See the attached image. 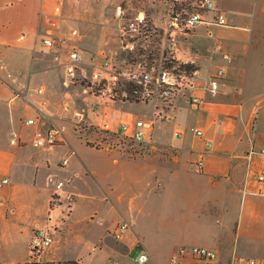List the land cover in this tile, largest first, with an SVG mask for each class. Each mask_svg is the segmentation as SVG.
Masks as SVG:
<instances>
[{"label": "rangeland", "instance_id": "rangeland-1", "mask_svg": "<svg viewBox=\"0 0 264 264\" xmlns=\"http://www.w3.org/2000/svg\"><path fill=\"white\" fill-rule=\"evenodd\" d=\"M160 1L162 5L156 12L145 9L147 17L153 23V13L161 17V23H154L161 29L160 31H163L162 26L166 19L168 23L170 10L175 5L177 7L182 4L188 8H195L198 3V0ZM136 2L139 0H123L116 11L113 8L104 10L100 4H96L89 13L98 21L114 15L118 19L119 26L122 21L120 10L122 8L140 9V4ZM216 4L220 9L227 11L228 15L235 14L236 20L233 24L211 29L209 38L202 28L196 36L189 37L186 42L180 37L179 43L186 49L208 54L210 44L217 38L222 39L231 52L230 44L234 41L236 33L254 35L255 39L248 40L244 50L234 53L235 58L231 66H237L241 70L244 93L248 98L252 97L248 102H254L256 105L254 111H257L264 106L262 96L264 94V14L261 13L255 23L251 22L249 14L254 8L262 11L264 0H216ZM51 5L49 3V6ZM56 5H60L62 11L69 12L70 4L57 3L53 6V10ZM48 11L46 17L51 21L56 20V16ZM248 24L249 26L245 28L248 33L233 28L234 25ZM71 27L77 26L71 25ZM111 38L109 47L115 52H122V59L144 61V58L138 54L121 50L119 30ZM99 43L103 44V40ZM75 45L78 46L75 39L69 41L66 38L58 54H61L64 48V55H66ZM38 47L37 55L48 60L47 50L39 44ZM79 49L86 50L81 47ZM106 54L107 52L102 53L104 56ZM90 58L87 54L86 64L82 66L83 70L77 68L75 77L65 75L64 70L60 69L59 75L46 78L45 85L42 83L41 86L44 91L46 88L49 89L50 103L54 111V114L49 116L61 129L66 139L63 146H56L52 150L55 163L64 158L68 151H74L68 166L55 172V176L65 181V189L77 194L72 223L68 229L59 232L62 233V242L66 244L67 256L76 257L81 254L86 257L89 264H105L108 258H114L118 264H135L133 262L141 246L129 253L127 258L122 255H110V247L118 242L112 239L109 233L118 223L126 220L134 230L138 229L145 233L146 241L151 238L154 246L158 248L155 261L147 264H170L171 255L180 246L194 245L215 248L219 254L220 264H229L232 255L252 257L264 263V196L248 195L243 200L241 194L243 185H239L237 195L228 196L222 202L218 195L205 191L201 181L196 179L193 173L181 168L173 174L174 177H170L168 187L166 186L169 191L164 193L166 201L158 199L161 195L158 192L159 181L166 180L168 174L162 164L152 158L135 159L138 158L136 154L139 153L140 143L124 138L115 129L109 128L106 133L103 128L91 124L94 118L91 111H100L101 115H105L106 108L110 109L109 117L112 121L117 118V111H121L128 114L130 121L141 118L152 123L156 118L154 103L145 105L127 102L121 105V102L116 100L117 103L109 107L114 102L101 98L95 91V87L88 89L91 86ZM213 58V61L220 63L218 55ZM208 64L204 62L202 67L205 68ZM238 97L239 94L234 92L232 100H237ZM65 100L69 103L71 109L69 112L63 110L62 102ZM75 109L85 110L89 115L84 124H78L71 119ZM203 119L202 113H197L193 109L187 110L184 107L178 114L177 122L185 129V134L176 140H184L188 144L193 138V130L202 124ZM158 121L165 123L166 127L159 128V122H153L150 134L158 135L163 142H171L174 139L171 123L174 121L159 118ZM25 134L31 136L28 130H25ZM107 145L115 146V150L107 147V150H112L107 152L92 148H106ZM165 203L173 205L171 210L159 208ZM94 246L100 249L92 253L91 249ZM69 262L74 261L58 263Z\"/></svg>", "mask_w": 264, "mask_h": 264}, {"label": "crops", "instance_id": "crops-1", "mask_svg": "<svg viewBox=\"0 0 264 264\" xmlns=\"http://www.w3.org/2000/svg\"><path fill=\"white\" fill-rule=\"evenodd\" d=\"M122 1L0 0V183L3 179L8 180L7 184L0 185V264L28 262L33 229L45 222L50 210L52 188L47 183V177L55 176L57 170L65 169L71 156L68 153L65 155H68V164L60 168L59 161L55 163L52 156L53 148L36 147L32 130H28L31 136H27L25 134L27 129L21 123L22 119L38 112L37 108L41 109L44 116L54 114L49 89L46 88L41 96L36 95L34 90L43 88L41 86L42 83L45 85V79L53 77L52 75H59L60 69L64 70L65 75L67 74L63 65L66 59L64 48L61 54L56 55L47 51L49 59H43L36 53L38 44L42 47L40 38L46 35L70 38L71 30L77 29L79 36L71 39H75L81 49H86L83 52L85 55H90L93 62L102 61L104 59L102 53L111 50L109 44L112 35L118 33V19L113 15L98 21L91 17L92 14L89 12L96 4H100L104 10L113 8L116 11ZM65 2L70 4L69 12L62 11L61 8L62 15L56 16V20L51 21L46 17L48 9V12L54 15L53 6ZM214 2L219 8L216 0ZM49 3L52 5L49 6ZM136 3L140 4L139 8L151 9L154 12L162 5L160 0H139ZM220 10L225 12L227 26L233 24L236 20L235 14L228 15L227 11ZM261 13L264 14V8L262 11L254 8L249 14L251 22L255 23ZM152 20L154 23L162 22L157 13L152 14ZM71 25L77 27H71ZM247 26L249 24L234 25L233 28L248 33L245 31ZM162 27L167 29V19ZM219 27L222 26L200 24L189 34H180L178 43L180 37L186 42L189 37L196 36L202 28L209 38L211 29ZM234 37V41L230 44L231 52L222 39H214L209 46L211 47L216 40H220L224 48L232 55L231 65L234 62V53L241 52L247 47L248 40L255 39L254 35L242 33H236ZM101 40L103 44L100 45ZM179 46L182 51L179 56L183 60L191 54H198L201 63H209V60L203 57L205 52L200 54L197 50L186 49L180 43ZM213 59L212 63L218 64ZM231 65L228 67L226 80L221 84L219 93L215 97L207 96L206 104L200 109L192 108L182 99L174 102L173 109L169 111L172 117L170 122L174 121L171 123L174 135L171 142H163L158 135L150 134L145 142L140 143L139 153L136 154L138 158L135 159L152 158L162 164L168 172L166 180L159 181L158 185V192L161 193L158 199L161 201L162 199L163 202L166 201L164 193L169 191L166 186L168 187L170 177H174L173 174L181 168L193 173L196 179L201 181L205 191L218 195L222 202L228 196L237 195V189L239 185H242L246 170L245 154L249 146L252 142L257 146L264 145V106L254 111L256 105L254 102H248L252 97L248 98L243 90L242 72L237 66ZM234 92L239 94V99L232 100ZM262 96L264 97V94ZM42 102L44 106H40ZM125 103L127 102H121V105ZM184 107L204 115L202 124L197 127L203 130V135L198 137L193 134L188 144L184 140H176L185 134V129L177 122L178 114ZM109 113L110 109L106 108L105 115L94 117L91 124L103 128L107 133L109 128L119 131V124L130 120L126 112L117 111V118L112 121ZM153 122H159L158 118H155ZM158 124L159 128L166 127L162 121ZM167 128L170 127L167 126ZM13 132L25 142L19 146L11 145L10 135ZM209 141L212 142L211 147L207 146ZM92 148L107 152L115 150L114 148L112 150ZM199 155L203 158L201 171L196 170L195 167ZM75 195L77 197L76 193ZM172 207L173 205L167 203L159 206L160 209L167 211ZM75 209L76 199L69 217L61 226V231L70 227ZM128 225L129 229L121 241H117L118 244L110 247V255H122L127 258L129 253L141 246L150 254L149 263L154 262L158 255V248L154 246L153 240L148 238L146 241L144 232L138 229L139 232L136 229L135 231L130 227V223ZM61 236L62 233L55 236L54 242L44 250L41 259H45V262L74 261L78 264H89L86 257L81 254L76 257L67 256L66 244L62 242Z\"/></svg>", "mask_w": 264, "mask_h": 264}, {"label": "built area", "instance_id": "built-area-1", "mask_svg": "<svg viewBox=\"0 0 264 264\" xmlns=\"http://www.w3.org/2000/svg\"><path fill=\"white\" fill-rule=\"evenodd\" d=\"M214 0H198L195 8L185 5H176L170 10L167 29H159L146 15L144 8L132 10L122 8L120 15L122 21L118 26L119 45L126 53L138 54L144 61H126L121 58L122 52L108 50L100 63H91L90 83L88 89L95 87V91L101 98L112 102H129L133 104L154 103L156 118L171 121L169 111L173 109L174 102L178 99L184 100L194 109H200L206 104V98L215 97L221 84L226 80L228 67L233 58L220 40H216L203 57L209 60V64L203 68L196 54L189 55L185 60L180 58L182 51L178 43L180 34L187 35L198 25L227 26L225 12L220 10ZM54 15H61L60 5H56ZM79 32L72 29L70 38H77ZM66 38L46 35L40 38V44L49 53L56 55L61 49V44ZM215 55L220 57V63L213 64ZM86 55L74 46L66 54L64 66L66 73L75 77L77 68L86 64ZM204 70V71H203ZM35 94L41 96L43 88L34 90ZM63 110L69 112V103L62 102ZM44 106V102L40 104ZM32 116L24 118L21 123L27 130H32L33 142L39 148H54L66 143L61 129L51 120L50 116H44L37 108ZM92 116H101L99 111H91ZM89 115L85 110L75 109L71 119L78 124H84ZM152 123L141 118L122 121L119 124V133L133 142L143 143L150 137ZM195 136H202L203 130L195 128ZM25 140L16 133H11L10 144L19 146ZM208 147L212 146L209 141ZM114 148L107 145L106 148ZM68 155H74V151H68ZM68 155L59 161V167L64 168L68 164ZM247 163L243 177L242 199L246 196H264V145L257 146L254 142L249 146L245 154ZM196 170L203 169V158L195 162ZM3 179L0 185L7 184ZM47 183L52 188L50 196V210L44 223L33 229V239L29 244V260L24 264H59L58 262H43L41 255L55 240L61 226L72 211L76 195L65 189L64 180L49 175ZM129 225L122 220L111 230L109 236L115 241H121ZM100 248L94 246L91 249L95 253ZM150 254L141 248L134 260L135 264H147ZM170 264H220L218 251L215 248L202 245L180 246L170 257ZM105 264H118L114 258H108ZM229 264H264L252 257H238L232 255Z\"/></svg>", "mask_w": 264, "mask_h": 264}, {"label": "trees", "instance_id": "trees-1", "mask_svg": "<svg viewBox=\"0 0 264 264\" xmlns=\"http://www.w3.org/2000/svg\"><path fill=\"white\" fill-rule=\"evenodd\" d=\"M74 263L77 264L76 262H69V263H66V264H74Z\"/></svg>", "mask_w": 264, "mask_h": 264}]
</instances>
